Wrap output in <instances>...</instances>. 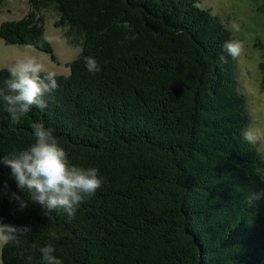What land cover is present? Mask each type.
<instances>
[{
    "label": "trees",
    "instance_id": "16d2710c",
    "mask_svg": "<svg viewBox=\"0 0 264 264\" xmlns=\"http://www.w3.org/2000/svg\"><path fill=\"white\" fill-rule=\"evenodd\" d=\"M28 1L27 15L0 25L6 45L56 62L38 12L53 5L82 52L56 74L47 109L33 106L16 125L0 110V156L33 143L42 121L103 184L72 217L26 193L20 210L0 191V223L21 230L2 264H38L48 243L63 264H264V152L243 133L251 118L222 18L199 0ZM88 56L100 72L87 71ZM8 172L0 164V189Z\"/></svg>",
    "mask_w": 264,
    "mask_h": 264
},
{
    "label": "clouds",
    "instance_id": "9594fccd",
    "mask_svg": "<svg viewBox=\"0 0 264 264\" xmlns=\"http://www.w3.org/2000/svg\"><path fill=\"white\" fill-rule=\"evenodd\" d=\"M230 55H237L239 45L226 43ZM85 67L91 74L101 71L94 56L85 58ZM9 77L0 86V110L6 112L13 125L19 124L35 106L43 111L48 107L46 97L58 87L56 74L47 72L34 56L17 60L8 69ZM35 140L24 149L0 156V164L9 169L8 179L14 181L16 191L9 188L8 179L3 180L2 194L19 202V209L27 207L26 193L32 201L49 211L62 209L69 217L75 215L85 200L96 194L103 184V177L96 167L84 168L71 163L64 147L54 135V129L44 122H33ZM21 231L16 226L0 223V246L16 238ZM27 231V229H23ZM55 237V233L51 234ZM38 264H63L56 255V248L48 243L38 249ZM30 261L32 257H29Z\"/></svg>",
    "mask_w": 264,
    "mask_h": 264
},
{
    "label": "rangeland",
    "instance_id": "374dc122",
    "mask_svg": "<svg viewBox=\"0 0 264 264\" xmlns=\"http://www.w3.org/2000/svg\"><path fill=\"white\" fill-rule=\"evenodd\" d=\"M199 4L222 18L233 32L234 44L239 45L238 54L233 56L236 91L246 95V110L251 118L243 133L264 152V0H199ZM32 9L28 0H6L0 7V25L22 18ZM38 12L44 17L46 36L57 61L32 46L6 45L0 38V70L21 58L34 56L45 72L70 73L69 63L80 56L83 37L69 36L67 26L56 25L60 12L55 6H42Z\"/></svg>",
    "mask_w": 264,
    "mask_h": 264
}]
</instances>
